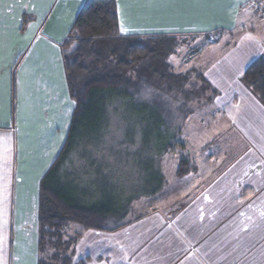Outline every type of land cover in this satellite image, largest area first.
I'll list each match as a JSON object with an SVG mask.
<instances>
[{"label": "crops", "instance_id": "crops-1", "mask_svg": "<svg viewBox=\"0 0 264 264\" xmlns=\"http://www.w3.org/2000/svg\"><path fill=\"white\" fill-rule=\"evenodd\" d=\"M84 1L0 0V264L43 258L40 186L75 108L62 53ZM115 2L122 37L174 39V73L210 92L159 157L156 194L103 230L65 228L70 264H264V104L242 82L264 56V0ZM189 43L176 72L169 59ZM181 157L191 169L178 177Z\"/></svg>", "mask_w": 264, "mask_h": 264}, {"label": "trees", "instance_id": "trees-1", "mask_svg": "<svg viewBox=\"0 0 264 264\" xmlns=\"http://www.w3.org/2000/svg\"><path fill=\"white\" fill-rule=\"evenodd\" d=\"M175 46L171 38L122 37L115 0L84 1L63 47L66 83L75 108L64 146L41 181L38 216L43 258L38 264L71 263L72 240L62 236L69 224L103 230L123 220L134 200L162 188L159 157L172 148V139L186 117L210 92L200 74L174 73L167 58ZM242 82L264 104V56L246 68ZM173 90L182 99H166ZM192 101L200 103L191 105ZM119 102L132 108V117L143 115L144 141L150 143L142 161L146 167L138 169L142 178L136 181L138 194L125 198L113 191L111 179L104 180L107 169H98L96 161L78 159L82 141H100ZM190 169L189 160L181 157L176 175L181 177ZM98 179L104 181L103 186Z\"/></svg>", "mask_w": 264, "mask_h": 264}, {"label": "rangeland", "instance_id": "rangeland-1", "mask_svg": "<svg viewBox=\"0 0 264 264\" xmlns=\"http://www.w3.org/2000/svg\"><path fill=\"white\" fill-rule=\"evenodd\" d=\"M190 46H192L191 43L183 45L179 48V53L172 55L169 59L172 64L174 63L176 72H185L186 62H188L185 60L186 52ZM193 81L194 78L191 76L190 83ZM165 98L182 99V94H178V91L173 90ZM193 101L191 105L200 103ZM113 109L112 115L107 119V125L103 128L105 133L100 141H82L81 146L83 147H81L78 159L87 160L88 162L96 161L99 163L98 169H107L106 175L104 173V180L111 179L113 191L118 194L123 193L124 195L121 197L125 198L130 193L132 195L138 194L137 182L142 179L138 178V169L142 170L146 167L145 165L142 166V163H145L142 161L145 158V152L150 150V143L144 141L143 124L140 123L143 115L137 114L132 117V115H135L132 108L128 104L124 105L123 102H119L116 108ZM172 141L174 142L173 146L175 143L180 142L176 136ZM98 180L100 181H98V185L103 186L104 181Z\"/></svg>", "mask_w": 264, "mask_h": 264}, {"label": "snow or ice", "instance_id": "snow-or-ice-1", "mask_svg": "<svg viewBox=\"0 0 264 264\" xmlns=\"http://www.w3.org/2000/svg\"><path fill=\"white\" fill-rule=\"evenodd\" d=\"M187 3L189 6L195 7V6H199L200 0H187ZM122 31H124V29H121Z\"/></svg>", "mask_w": 264, "mask_h": 264}]
</instances>
